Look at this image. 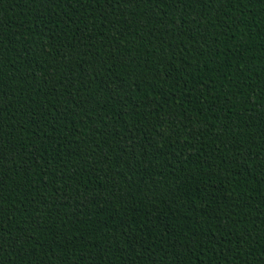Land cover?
<instances>
[{"label":"trees","instance_id":"1","mask_svg":"<svg viewBox=\"0 0 264 264\" xmlns=\"http://www.w3.org/2000/svg\"><path fill=\"white\" fill-rule=\"evenodd\" d=\"M0 264H264V0H0Z\"/></svg>","mask_w":264,"mask_h":264}]
</instances>
